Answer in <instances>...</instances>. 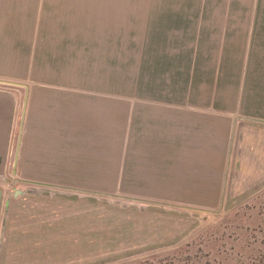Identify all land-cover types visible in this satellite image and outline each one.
Instances as JSON below:
<instances>
[{
  "label": "crops",
  "instance_id": "crops-1",
  "mask_svg": "<svg viewBox=\"0 0 264 264\" xmlns=\"http://www.w3.org/2000/svg\"><path fill=\"white\" fill-rule=\"evenodd\" d=\"M61 1L0 0V80H14L0 85V172L199 206L222 201L231 171H264V0L149 2L130 45L101 4ZM111 73L123 81H28Z\"/></svg>",
  "mask_w": 264,
  "mask_h": 264
},
{
  "label": "rangeland",
  "instance_id": "rangeland-1",
  "mask_svg": "<svg viewBox=\"0 0 264 264\" xmlns=\"http://www.w3.org/2000/svg\"><path fill=\"white\" fill-rule=\"evenodd\" d=\"M63 1L73 4L74 11L82 9L79 4H91L83 7L86 14L90 9L95 13L101 4L100 14L109 25H116L118 18V25L124 26L127 44L134 26H147V4L165 0ZM231 13L243 16L240 10ZM258 17L264 18V11ZM124 62V81H131L126 74L131 60ZM36 78L123 81L114 73L30 76L28 81ZM13 81L0 80V85ZM230 175L222 201L191 206L139 202L114 192L35 186L13 169L2 171L0 264H264V171Z\"/></svg>",
  "mask_w": 264,
  "mask_h": 264
},
{
  "label": "water",
  "instance_id": "water-1",
  "mask_svg": "<svg viewBox=\"0 0 264 264\" xmlns=\"http://www.w3.org/2000/svg\"><path fill=\"white\" fill-rule=\"evenodd\" d=\"M1 198H2V189L0 188V206H1Z\"/></svg>",
  "mask_w": 264,
  "mask_h": 264
}]
</instances>
